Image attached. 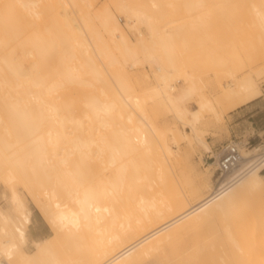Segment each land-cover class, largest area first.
<instances>
[{"label":"bare ground","instance_id":"6f19581e","mask_svg":"<svg viewBox=\"0 0 264 264\" xmlns=\"http://www.w3.org/2000/svg\"><path fill=\"white\" fill-rule=\"evenodd\" d=\"M40 1L42 0H0V105L5 106L0 108V123H6L4 127H0V174L4 175L7 182L20 183L23 178L20 168L24 162L31 161V168L38 173V188H34L29 182L21 185L27 189L26 193H29L34 206L55 235L53 238L34 239L33 253L22 249L27 240L26 230L31 210L12 185V213L0 209V257L7 264H138L144 255L160 248L182 228L196 224L213 212L227 209L241 192H251L257 196L264 212V181L260 172L264 166V150L256 153L257 146L241 152V160L233 180L219 194H213L210 192L212 188H207V194L194 203L187 202L185 194L178 190L175 199L171 201H164L149 192H138L136 195V190L133 193L127 192L122 197V177L127 168V164L122 162V155L123 159L136 155L151 158L158 164L157 177L162 179L160 170L169 172L162 155L172 152L171 146L166 145L163 131H159L148 120L146 113L143 118V112L141 116L136 111L140 116L133 119L132 111L138 109L142 98L136 93L134 82L124 66L128 60L131 61L129 66L136 62L135 51L129 46L125 33L114 24L108 29V33L119 42L116 46L121 44L123 52L119 60L104 43L88 12L79 16L82 24H77L67 6H63L59 0H45L47 7L44 8V0ZM39 2L43 5L41 9H46L51 14L46 12L49 19L47 15L42 16L45 12L40 13L42 10L39 9ZM68 2L66 4H71L70 0ZM124 6V3H119L117 10L125 14ZM251 8L252 36L247 40L251 41L248 43L254 52L250 54L253 56L252 60L256 61L264 51V0L254 1ZM100 12L107 17L112 16L106 3L102 4ZM140 12L137 15L149 21L150 15ZM124 16L132 21L136 13ZM88 42L96 56L104 58L109 65H117L113 71L108 70V74L118 91L123 90V95L120 94L122 98L117 95L113 98V92L110 93L113 89H108L111 90L109 96L112 98H109L108 103L100 101L96 95L81 97L86 107V111L81 113L88 120L104 125L106 122L101 118L100 112L105 107L108 110L113 109L129 123L122 125L117 117L119 127L121 123L119 128L114 124L116 121H107V125L109 123L115 126L113 134L118 129L117 136L114 135L117 141L112 140L114 145L111 151L108 147L112 145L111 141L105 139L103 133L98 136L94 131L97 123L93 129L91 125L88 126L89 123L83 125V119L87 123L83 115V118H75L74 114L64 115L60 105L57 106L59 103L53 101L56 92L53 91V94L52 90L66 84H72L76 91L81 90L79 84L93 85L106 95L108 79L102 66L91 56L81 53V46L88 51ZM170 65L171 61L168 66L171 67ZM157 69L161 70V67L158 65ZM159 78L162 86L157 85L150 91L147 90L151 94L153 91L154 95L161 94L165 104L172 107L178 119L189 118L188 110L182 106L181 101L196 91L197 86L189 79L186 91L173 94V85L166 81L165 74L160 73ZM221 89L222 95L229 100L224 111L252 100L259 92L250 73L245 74L235 85L232 81L223 84ZM44 93L49 94L48 99L50 94L54 95L51 102L47 98L44 100ZM198 96V107L190 112L188 124L193 137L204 150L210 151L208 142L198 134L195 123L199 120L202 108H208L218 121L223 118V114L216 112L208 97L201 92ZM44 102L47 107L43 105ZM31 103L37 106L34 115L25 107ZM180 133L186 135L183 131ZM175 137V133L172 134V138ZM156 142L163 143V147ZM29 144L31 146L27 149ZM95 145L97 147L93 148ZM107 148L109 152L106 151ZM254 156L256 159L253 161ZM95 157H99V160L97 158L96 161ZM104 160L113 166L109 165V175L106 172L108 164ZM101 163L104 166H100L103 165ZM137 177L145 180L147 187H151L150 177L146 174ZM42 194L47 197L45 200L41 198ZM122 199L126 204L121 203ZM88 233L92 237L90 241L86 237ZM56 241L63 244V252L73 249L71 252H75L74 256H67L65 262L57 260V255L56 259L52 251ZM2 263L0 260V264Z\"/></svg>","mask_w":264,"mask_h":264},{"label":"rangeland","instance_id":"374dc122","mask_svg":"<svg viewBox=\"0 0 264 264\" xmlns=\"http://www.w3.org/2000/svg\"><path fill=\"white\" fill-rule=\"evenodd\" d=\"M59 1L63 6H67L77 24L79 22L82 24L80 15L83 12H88L104 43L119 60H121L120 55L123 49L121 44L119 47L116 46V43L119 45V42L110 37L108 29L116 24L125 33L129 46L135 51L136 62L129 66L131 61L128 60L124 69L129 72L134 82V88L136 87V93L140 94L139 97L142 98L138 109L135 108L132 111L134 113L133 119L139 118L140 113L142 116V112L143 118H145L146 113L148 120L153 122L159 131H163L166 145L171 146V153L163 152L167 158L162 153L169 171L166 173V171L160 170L163 174L162 179L157 177L158 164L151 158L148 159V157L145 158L140 155L135 157L133 155L134 157L130 156L123 159V155L121 156L122 162L127 164L126 172L122 177L124 185L120 190L122 197L127 192L133 193L136 190V195L138 192H149L164 201H171L175 199V193L178 190L185 194L187 202L194 203L198 198L207 194L209 191L207 188H212L215 182L217 175L215 167L210 161L206 162V158L215 152L216 147L233 139L239 142L240 153L255 146L258 147L256 153L264 150V51L261 56H258L260 59L252 60L253 56L251 54L254 51L250 44L251 41L247 40L252 36L251 6L256 0H84V2L83 0H77L76 2L70 0L71 4H66L68 0ZM45 2L44 0L46 6L42 4L40 6L37 4V6L43 11H40V13L45 12V15L42 14V16L47 15L46 17L49 19V15H51L49 11L41 9L42 6L43 8L47 7ZM103 3L109 5L111 18L100 12ZM119 3L125 4L126 15L132 16L133 13H136V17L132 21L128 18V22V19L124 16L125 14L117 10ZM140 11L150 15L149 21L137 15L141 13ZM153 17H156V19H153ZM36 18L39 17L36 16ZM41 20H43V17ZM51 21L49 20V22ZM88 43L86 44L88 51H85L84 46H81V53L91 56L96 63L102 66L108 79L106 90L104 89L106 95L105 93L102 94L99 87L93 85L79 84V87H81L79 91L73 89L72 84H66L52 90V93L53 91L56 92V99L60 95L58 97L60 101L55 98L53 101L59 103L57 106L60 105L59 108H61L64 115L74 114L75 118L82 117L83 111H86L81 98L83 95H89V97L90 95H96L100 101H107V103L111 98L109 96L111 90L108 89H113L110 92H113L112 95L110 94L113 98L116 95L118 98H122L120 94L123 95V90L118 91L114 86V81L108 74L109 71L111 72L117 68V65H109L104 58L96 56L92 47L90 48L91 44ZM168 61L172 62L171 67L168 66ZM158 65L161 70L157 69ZM160 73H164L166 81L173 85V90H171L173 94L186 91L190 80L197 86L196 91L181 101L182 106L188 110L189 118L178 119L172 107L165 104L162 96H160L161 94L154 95L153 91V94L149 92L154 86H162L163 83L159 78ZM247 73L252 74L259 90L258 95L250 101L247 107L248 114L255 112L253 116L263 114L261 122L258 123L261 129L258 131L252 129V124L248 122V119H246L247 122L241 125H235L236 120L231 113L238 106L224 111L225 106L229 104V100L222 95L221 86L229 81H232L235 85ZM42 87H44L42 90L44 91L45 86ZM104 90L102 91L104 92ZM200 92L211 100L218 114H221V112L223 114V118L218 121L214 113L208 108H202L200 109L199 120L195 123L198 134L208 142L210 151L204 150L199 141L193 137L188 124L190 112L198 107V93ZM43 95L44 100L45 98L48 99L49 94L44 93ZM50 96L54 97L52 94ZM51 97L48 99L50 102ZM43 105L48 106L46 102ZM3 107L5 106L0 105V108ZM25 107L29 109V113L36 114L34 111L37 109L36 104H27ZM136 111L140 113H136ZM117 115V112L113 109L108 110L104 107L100 112L101 118L106 122L104 125L88 120L84 115L83 117L87 119V123L83 119V125L89 123L88 126L91 125L93 129L97 123V129L94 128L96 134L103 133L105 139L108 138L111 143L114 139L113 141L116 142L117 139L114 135L117 136L118 129H115L116 133L113 134L115 126L109 123L107 125V121L115 122L119 117ZM119 121L123 123L122 125L129 124L122 117H119ZM4 122L2 123L3 126L0 123V127H4L6 124ZM116 122L114 124L117 126L119 122ZM181 131L185 132L186 135L183 136L180 133ZM174 133L176 137L172 138ZM158 143L156 142V144ZM159 144L162 147L164 145L163 143ZM113 145L112 143L111 147L108 146L110 151ZM30 146L31 144L26 148L28 149ZM96 147L95 145L93 148ZM106 151L109 152L108 148ZM107 152L106 156H108ZM20 157L22 158L21 155ZM99 157H97L98 160ZM255 159L254 156L252 160ZM106 160L104 161L107 163ZM30 163L31 161H26L20 168V174L23 177L20 183L19 181L7 182L4 180V175L0 174V209L12 213L13 204L10 198V188L14 185L31 210V222L27 227L28 230H26V234L28 233L27 240L22 249L28 253H33L35 251L34 239L53 238L52 236L55 233L34 206L29 193H26L27 189L23 188V182H29L34 188H38V173L31 168ZM106 163V167L108 164L106 172L109 175L111 169L109 165L111 164ZM100 166H104V164ZM260 172L263 174L264 181V166ZM141 174L150 177L151 187L146 186L145 180L138 179L137 176ZM44 195H41L43 200L47 198ZM262 198L264 200V185L262 187ZM121 203L126 204L123 199ZM33 226L39 228L40 231L38 233L33 232ZM30 232L35 233V236L32 237ZM86 237L88 241L92 239L90 233ZM62 245L61 242L56 241L52 246V251L55 253V257L57 255V260L60 261L61 259V262L63 260L65 262L67 256H74V251L71 252L73 249H70L63 252ZM0 260H4V258L0 257ZM138 264H264V212L260 199L251 192H241L233 199L227 209L213 212L196 224L182 228L160 248L144 255Z\"/></svg>","mask_w":264,"mask_h":264},{"label":"built area","instance_id":"2783aa9c","mask_svg":"<svg viewBox=\"0 0 264 264\" xmlns=\"http://www.w3.org/2000/svg\"><path fill=\"white\" fill-rule=\"evenodd\" d=\"M240 160L241 153L239 142L230 139L216 147L215 152L206 158V162L210 161L214 165L217 173L210 192L219 194L222 189L233 180V175L236 172L235 170ZM2 262L7 264L4 260H2Z\"/></svg>","mask_w":264,"mask_h":264},{"label":"crops","instance_id":"0c3cea01","mask_svg":"<svg viewBox=\"0 0 264 264\" xmlns=\"http://www.w3.org/2000/svg\"><path fill=\"white\" fill-rule=\"evenodd\" d=\"M250 101L245 102V103L241 104L240 106H238L236 108V110H234L231 113V115L236 120L235 125H241L242 123L247 122L246 119H248V122H250L252 124V129H254V131L255 130L258 131V130L261 129V127L258 126V123L261 122V118H262L263 114H259L257 116H253V115H255L256 112L255 113L248 114V111L249 110H248L247 107L249 106ZM243 117H246V118H243ZM32 220H33V218H32ZM30 222H31V216H30ZM30 222H29V224H30ZM32 229H33V232H36V233H38L40 231L39 228H36L34 226H33ZM33 232H30V234H31L32 237L35 236V233H33Z\"/></svg>","mask_w":264,"mask_h":264}]
</instances>
